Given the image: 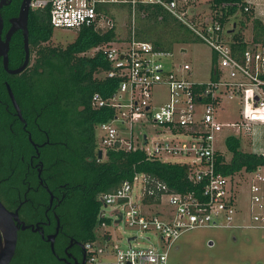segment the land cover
<instances>
[{
	"label": "built area",
	"instance_id": "obj_1",
	"mask_svg": "<svg viewBox=\"0 0 264 264\" xmlns=\"http://www.w3.org/2000/svg\"><path fill=\"white\" fill-rule=\"evenodd\" d=\"M127 4L162 7L188 26L215 55L212 76L189 79L192 66L177 64L172 51L158 50L133 33L126 41L100 44L109 63L105 79L117 82L110 94L95 92L93 108L105 109L106 120L97 126L98 150H141L149 160L187 166L193 189L180 192L161 178L136 172L112 192L101 194L104 208L97 238L85 242L86 264H169V252L185 231L197 227H258L264 231V165L254 171L225 174L219 164L227 163L230 137H250L253 128L264 125V42L249 40L242 47L226 30L235 16L222 21L221 11L199 10V0H30L33 10H45L54 29L79 32L90 27L106 32L116 26L107 5ZM240 11V10H239ZM237 12L239 14L240 12ZM244 12L251 5L243 6ZM182 50V48H181ZM166 89L156 99L158 89ZM227 101H237L240 118L224 123L219 114ZM264 156V151L256 152ZM224 160H219L220 156ZM179 157V160L171 158ZM244 174V175H242ZM252 176L249 210L251 223L237 222L236 176ZM107 219L110 220L107 222ZM121 222L137 228L125 245L114 242L110 225ZM146 234V235H145ZM157 236L161 243H153ZM145 239L148 245L138 240Z\"/></svg>",
	"mask_w": 264,
	"mask_h": 264
},
{
	"label": "trees",
	"instance_id": "obj_2",
	"mask_svg": "<svg viewBox=\"0 0 264 264\" xmlns=\"http://www.w3.org/2000/svg\"><path fill=\"white\" fill-rule=\"evenodd\" d=\"M245 4L244 0H210L209 4L222 12V21L237 17L239 10L245 15V20H241L239 25L240 31L233 30V39L242 47L249 40L264 42V22L251 11L244 12ZM105 8L115 18L116 26L102 33L90 27L83 28L75 41L66 47L42 44L41 41L51 39L54 28L47 11H33L32 41L37 47L36 67L27 78L30 84L23 99L26 112L40 114L38 126L48 130L53 141V145L45 150L53 171V190L56 191L61 183L67 189V197L58 209L61 225L64 227L66 222L71 228L78 229L85 242L97 238L101 224L99 212L103 206L101 194L114 191L136 172L157 176L180 192L193 189L188 181L187 166L149 160L141 150H110L105 160L98 158L96 126L107 116L105 109L93 108L91 99L95 92L112 93L117 82L104 77L109 63L103 53L90 51L103 43L129 40L133 33L138 39L151 42L158 50L171 51L177 42L187 38L185 33L194 35L188 26L162 7L142 4L133 11L127 4H117ZM124 8L133 23L129 33L121 35L115 13L117 9ZM249 20L253 36L247 40L241 31ZM35 82L40 85H34ZM33 138L38 140L36 133ZM227 145L231 159L219 164V171L234 174L242 170L254 171L264 165V156L241 150L240 138L230 137ZM219 160H224V157L221 155ZM38 205L43 203L39 201ZM40 239L46 243L48 253L39 245L32 246L27 261L23 260L24 264H49V256L54 258L50 244Z\"/></svg>",
	"mask_w": 264,
	"mask_h": 264
},
{
	"label": "flooded vegetation",
	"instance_id": "obj_3",
	"mask_svg": "<svg viewBox=\"0 0 264 264\" xmlns=\"http://www.w3.org/2000/svg\"><path fill=\"white\" fill-rule=\"evenodd\" d=\"M23 2L0 0V201L10 211L18 210L21 221L29 226L21 229L23 224L15 218L20 226L18 241L21 234L34 232L50 244L47 236L56 232L58 209L67 197V189L61 183L53 190V171L48 164L49 155L45 153L53 141L49 131L38 126L40 114L26 112L24 107V92L30 84L27 78L36 67L37 47L32 41L34 10L29 7L25 19ZM26 37L29 62L23 66ZM41 42L45 45L48 41ZM35 133L38 140L33 138ZM39 201L43 205H38ZM33 225H39V229L34 231ZM3 244L0 224V254ZM51 252L60 264H86L87 261L84 237L76 228L61 225L55 252L52 249ZM16 253L17 248L9 264H24L23 260L18 263Z\"/></svg>",
	"mask_w": 264,
	"mask_h": 264
},
{
	"label": "rangeland",
	"instance_id": "obj_4",
	"mask_svg": "<svg viewBox=\"0 0 264 264\" xmlns=\"http://www.w3.org/2000/svg\"><path fill=\"white\" fill-rule=\"evenodd\" d=\"M199 10L209 12L212 8L210 0H199ZM211 7V8H210ZM117 22L121 35L129 33L131 28V19L127 11L117 9ZM233 20L240 25L241 20H245V15L239 13ZM232 20V21H233ZM237 26V30L239 29ZM233 27V22L226 25V30ZM248 34L249 30H244ZM187 38L177 42L171 50L174 53L173 58L164 59L166 66L171 65V59H174L177 64L190 63L192 66L191 74L184 72V75L189 79L205 81L212 75V68L216 65L215 55L212 49L195 35H188ZM78 32L71 29H54L51 39L45 44L52 47H66L69 43L75 41ZM231 34H227V37ZM181 48H186L187 51H182ZM94 53L93 50L90 51ZM166 89H158L155 93L156 99L164 98ZM240 118L239 104L237 101H227L223 111L219 114V119L226 122H234ZM241 150L246 152H261L264 151V125L253 128V135L250 137H242ZM230 156V154L228 153ZM179 157L171 158V160H179ZM244 175V174H242ZM235 180L238 183L237 190V205L238 216L237 222L242 224L251 223V214L249 210V200L251 195V185L253 183L252 176L244 178L236 176ZM107 212L112 210L111 207L104 208ZM72 226L65 222L64 228ZM112 235L114 242H119L121 245L127 243L126 239L130 234L137 231L125 222H121L118 226L113 224L107 227ZM146 235V234H145ZM142 245H148L143 238L138 239ZM152 242L161 243L157 236L152 237ZM41 246L47 251V245L40 236L34 232L23 233L19 237L16 259L27 261L31 247ZM49 256V255H48ZM32 259V258H31ZM23 263V262H22ZM33 264V262H30ZM34 264H36L34 262ZM49 264H60L55 258L49 256ZM169 264H264V231L258 227H197L182 233L174 247L169 252Z\"/></svg>",
	"mask_w": 264,
	"mask_h": 264
},
{
	"label": "water",
	"instance_id": "obj_5",
	"mask_svg": "<svg viewBox=\"0 0 264 264\" xmlns=\"http://www.w3.org/2000/svg\"><path fill=\"white\" fill-rule=\"evenodd\" d=\"M30 7L29 0H24L23 2V15L25 19L27 18L28 10ZM185 50V49H184ZM29 62V44H28V37H26V60L23 66H26ZM19 112L20 109H19ZM102 151L98 152V157L102 158ZM15 218H17L18 223L23 224L21 229H26L29 227L23 221H21L19 217V211H10L1 201H0V224L3 227V234H4V244L0 254V264H9L16 252L17 244H18V231L20 226L16 224ZM57 229L56 232L47 236V240L50 242V246L53 252H55V240L56 236L59 232V228L61 226L60 217L57 216ZM33 230L36 231L39 229V225H33ZM43 233V231H42ZM44 234V233H43Z\"/></svg>",
	"mask_w": 264,
	"mask_h": 264
},
{
	"label": "crops",
	"instance_id": "obj_6",
	"mask_svg": "<svg viewBox=\"0 0 264 264\" xmlns=\"http://www.w3.org/2000/svg\"><path fill=\"white\" fill-rule=\"evenodd\" d=\"M244 1H246L247 4H250L251 5V12H252V14L255 17H258V18L262 19L263 22H264V0H244ZM237 16H238V14H237ZM234 18H236V17H234ZM232 22H233V27L230 29V34H231V37L233 38V34H234V31L233 30H237V26L239 24L235 20H233ZM244 30H249L248 34H246V32ZM239 31L240 30L238 29L237 32H239ZM252 32H253V26H252L251 21L250 20L249 21H246V26L241 31L243 37L246 38L247 40H249L251 38V36H253V33ZM182 51H187V49L186 48H182ZM99 151L100 150H98V142H97V153ZM102 154H103V152H102ZM102 157H103V155H102ZM106 158L107 157H104V159H102V160H105Z\"/></svg>",
	"mask_w": 264,
	"mask_h": 264
}]
</instances>
